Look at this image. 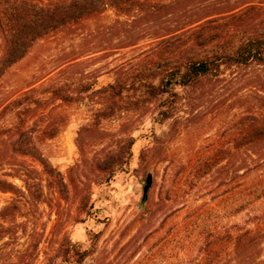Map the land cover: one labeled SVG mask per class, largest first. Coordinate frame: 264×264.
I'll use <instances>...</instances> for the list:
<instances>
[{
  "label": "rangeland",
  "instance_id": "rangeland-1",
  "mask_svg": "<svg viewBox=\"0 0 264 264\" xmlns=\"http://www.w3.org/2000/svg\"><path fill=\"white\" fill-rule=\"evenodd\" d=\"M200 1L189 4L205 6L220 0ZM182 6L176 5L177 11ZM172 15L162 14L153 24L184 20ZM151 24L107 10L39 40L0 79V110L32 90L30 99L40 100V105L25 101L31 111L21 119L9 113L0 121V175L18 190L0 192V264H76V251L92 253L78 264H136L139 260L143 264H195L205 247L210 252L222 250L217 264H247L250 239L243 240L248 233L254 239L255 264H264V197L239 214L232 213L237 192L257 175L264 179V166L251 163L236 175L225 160L189 195L176 178L169 177L172 168L176 173L209 152L231 148L229 128L241 110L223 98L222 88L228 87L229 77L193 94V101L164 126L155 123L152 115L138 114L130 115L122 126L105 122L98 131L80 134L102 106L99 97L82 89L98 90L113 83L112 70L148 50L153 41L146 36L133 47L120 48V44L132 34L140 36ZM3 46L0 31V56ZM53 89L75 100H55ZM19 120L42 127L61 124L60 132L39 146L67 183V201L50 187L36 160L13 153L15 137L8 127ZM174 121L177 124L171 128ZM132 127L136 130L130 132ZM128 136L134 144L127 165L109 183L101 184L94 163L103 150H118ZM154 136L161 137L165 161L143 165L140 151ZM148 173L152 175L149 205L142 204ZM86 193H90V217L80 209ZM12 203L16 209L10 208ZM237 236H242L240 249L234 247Z\"/></svg>",
  "mask_w": 264,
  "mask_h": 264
},
{
  "label": "trees",
  "instance_id": "trees-1",
  "mask_svg": "<svg viewBox=\"0 0 264 264\" xmlns=\"http://www.w3.org/2000/svg\"><path fill=\"white\" fill-rule=\"evenodd\" d=\"M253 1L220 0L204 6L190 5L193 0L156 4H151L149 0H0V31L4 44L0 56V79L23 60L39 40L107 10L141 24L152 23L143 28L140 36L132 34L120 44V48L133 47L140 39L149 36L153 42L148 50L115 67L112 70L113 83L98 90L90 86L82 89L91 96L99 97L102 106L81 128L80 134L98 131L105 122L114 126L120 123L122 126L130 115L138 114H142L141 117L152 115L155 123L164 126L175 118L181 107L193 101V94L229 77L228 87L222 88L223 98L230 101L233 109L241 110L229 128L231 148L220 147L193 160L176 173L174 168L172 171L168 169L169 177L176 178L184 193L189 195L225 160L230 161L236 175L251 163L264 166V2ZM176 5H183L182 9L177 11ZM162 14L180 15L184 20L181 22L179 17L177 21H167L164 26L153 24ZM33 93L34 90L4 106L0 110V121L9 113H14L19 119L24 113H29L30 106H25L27 100H30V105H40V100L30 99ZM52 95L55 100L64 103L75 100L61 89H53ZM173 124L171 128L177 124L176 121ZM8 128L15 137L13 153L36 160L50 187L67 201V183L44 158L39 146L54 138L60 132L61 124L55 122L42 127L19 120L16 126ZM135 130L132 127L130 132ZM153 139L140 151L143 165L156 159L165 161L162 144L159 143L161 137L154 136ZM133 144L134 139L128 136L118 150L108 148L101 152L94 163L101 184L109 183L127 165ZM253 181L246 182L237 192L233 215L264 197L263 176L257 175ZM150 188L149 185L142 204H150ZM16 191L17 186L0 175V192L15 194ZM10 208L16 209L17 204H10ZM91 208L90 193H86L81 198L80 209L90 217ZM149 212L148 208L147 216ZM249 236L248 233L243 240L247 242L250 239L245 261L255 264L254 239ZM243 241L242 236H237L235 249H240ZM75 254L78 264L92 253L76 251ZM221 254L222 250L210 252V248L205 247L195 264H217ZM142 262L139 260L136 264Z\"/></svg>",
  "mask_w": 264,
  "mask_h": 264
},
{
  "label": "water",
  "instance_id": "water-1",
  "mask_svg": "<svg viewBox=\"0 0 264 264\" xmlns=\"http://www.w3.org/2000/svg\"><path fill=\"white\" fill-rule=\"evenodd\" d=\"M151 182H152V175L151 173H148L147 174V177H146V184H145V187L143 189V198H142V201H145L146 197V192H147V188L149 187V185H151Z\"/></svg>",
  "mask_w": 264,
  "mask_h": 264
}]
</instances>
